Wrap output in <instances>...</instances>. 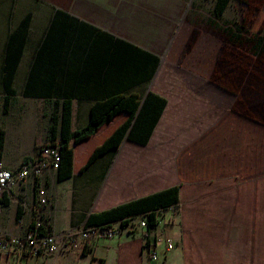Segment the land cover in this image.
Returning a JSON list of instances; mask_svg holds the SVG:
<instances>
[{
    "label": "crops",
    "instance_id": "1",
    "mask_svg": "<svg viewBox=\"0 0 264 264\" xmlns=\"http://www.w3.org/2000/svg\"><path fill=\"white\" fill-rule=\"evenodd\" d=\"M191 1L194 9L195 0H0L5 166L19 169L27 158L37 156L49 141L53 117L61 114L63 101L72 103V134L88 127L94 117L104 116L103 103L111 98L135 96L142 106L153 92L170 102L159 74L158 42H167L172 33L159 27L162 13L172 3L178 2L182 10ZM213 2V18L222 21L227 10L215 15ZM23 25L28 26L26 43L10 96L5 87L7 49L11 34ZM202 33L200 40L188 45L209 56L213 36L207 28ZM202 67L210 71L207 58ZM169 102L146 144L129 138L131 125L92 160L120 127L133 124L140 106L134 113L119 111L91 136L72 139V177L59 180V172L49 173L38 184L51 198L56 232L87 224L92 214L180 186L179 205L162 212L159 226L149 234L171 238L172 252L165 255L164 244L159 243L161 259L151 261L144 247L146 231L138 229L62 255L29 250L21 256L0 254V264H264V226L258 217L257 224L250 225L246 203L251 199L253 167L246 161H252L254 152L255 116L168 110ZM153 116L152 112L150 122ZM148 124L140 129L146 132ZM34 190L31 181L14 186L6 198L9 203L3 201L0 210L1 230L25 233ZM172 212L174 222L169 223Z\"/></svg>",
    "mask_w": 264,
    "mask_h": 264
},
{
    "label": "rangeland",
    "instance_id": "2",
    "mask_svg": "<svg viewBox=\"0 0 264 264\" xmlns=\"http://www.w3.org/2000/svg\"><path fill=\"white\" fill-rule=\"evenodd\" d=\"M213 1L195 0L194 9L191 1L182 10L175 2L162 13L159 29L172 35L158 42L159 74L170 99L168 110L255 116L254 152L252 161H246L253 167L251 199L246 203L250 225H256L258 217L264 226V135H259L264 132V42L256 45V37L264 35V0H233L222 21L213 18ZM206 28L213 36L209 56L188 45L200 40ZM206 58L210 71L202 67ZM5 128L0 120V130ZM174 215L167 218L169 223Z\"/></svg>",
    "mask_w": 264,
    "mask_h": 264
},
{
    "label": "trees",
    "instance_id": "3",
    "mask_svg": "<svg viewBox=\"0 0 264 264\" xmlns=\"http://www.w3.org/2000/svg\"><path fill=\"white\" fill-rule=\"evenodd\" d=\"M233 0H215L214 13L217 16H221L230 7ZM28 26L23 25L20 29L11 34L9 46L7 49V78L5 81V87L8 94L11 96L14 94L12 89V81H14V75L19 64L24 46L26 43V34ZM259 46L264 42V35L256 37ZM26 94H30L29 90H26ZM10 96L5 98L4 109L5 113L8 112L11 100ZM140 100L135 96H118L111 98L110 100L103 103L106 106V114L100 119L94 117L88 127L83 130H79L72 134V103L71 101H63L61 103V114L53 117V124L49 129V141L53 142L56 140L60 141V152L63 157L59 169V180H65L73 176V161H74V150L71 148L72 139L82 140L85 137L91 136L99 128L107 123L112 116L122 110H128L132 113L135 109L140 106ZM168 99L161 97L159 94L151 92L140 106L138 116H136L133 124L125 123L122 127L115 132L113 138H110L106 144L99 149H97L92 160L96 156L107 148L112 147L114 139L116 137H121L129 130V138L134 141H141L146 144L154 132L158 120L163 116V113L167 107ZM152 112L154 116L150 122V117ZM148 124V129L146 132L140 129L143 124ZM144 136H140V133ZM5 143V132L0 130V159L3 157V146ZM31 158H27L25 161ZM24 161V162H25ZM180 186L169 187L161 192H156L151 195L145 196L143 198H138L134 201L123 203L111 210H105L98 214H92L87 222V225L102 226L105 224L111 225L114 222L121 221L124 225L128 223L129 219H132L138 215H143L148 221V230L146 236L148 237L152 229H155L160 224L159 216L162 212L168 211L171 208L177 207L180 203ZM5 204L9 203L8 199L3 200Z\"/></svg>",
    "mask_w": 264,
    "mask_h": 264
},
{
    "label": "built area",
    "instance_id": "4",
    "mask_svg": "<svg viewBox=\"0 0 264 264\" xmlns=\"http://www.w3.org/2000/svg\"><path fill=\"white\" fill-rule=\"evenodd\" d=\"M60 141L47 142L40 147L38 155L23 163L19 169L7 168L0 159V210L3 200L11 197V191L15 185L31 181L35 190L28 212L31 221L28 223L25 233L17 236L0 229V254L7 256L11 252L19 253L20 256L28 251L33 254L62 255L69 251L80 250L89 243L100 240H112L122 232H134L143 229L147 232L148 221L143 219H129L128 223L116 225L93 226L83 224L74 226L63 232L52 229L50 208L52 201L47 194V188L38 182L49 173H58L63 161L60 152ZM22 222V221H21ZM153 230V229H152ZM144 247L148 252L149 259L158 262L161 259L159 243L164 244V254L172 252L174 242L171 238L161 239L158 236H146Z\"/></svg>",
    "mask_w": 264,
    "mask_h": 264
}]
</instances>
